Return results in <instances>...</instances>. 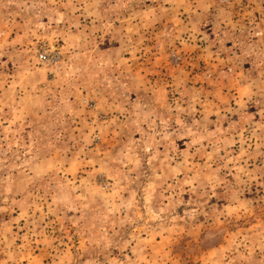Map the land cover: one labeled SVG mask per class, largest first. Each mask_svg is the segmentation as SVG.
<instances>
[{"label":"rangeland","instance_id":"374dc122","mask_svg":"<svg viewBox=\"0 0 264 264\" xmlns=\"http://www.w3.org/2000/svg\"><path fill=\"white\" fill-rule=\"evenodd\" d=\"M0 264H264V0H0Z\"/></svg>","mask_w":264,"mask_h":264},{"label":"built area","instance_id":"2783aa9c","mask_svg":"<svg viewBox=\"0 0 264 264\" xmlns=\"http://www.w3.org/2000/svg\"><path fill=\"white\" fill-rule=\"evenodd\" d=\"M42 57H43V59H45L46 61H49V59H48V57L46 56L45 53L42 54ZM51 59H52V60H55V59H56V56H52Z\"/></svg>","mask_w":264,"mask_h":264}]
</instances>
